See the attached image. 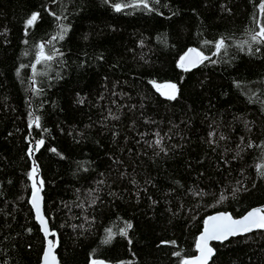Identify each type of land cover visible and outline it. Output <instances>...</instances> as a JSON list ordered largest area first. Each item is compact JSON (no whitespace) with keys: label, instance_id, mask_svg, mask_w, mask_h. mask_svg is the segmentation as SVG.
I'll return each instance as SVG.
<instances>
[{"label":"trees","instance_id":"1","mask_svg":"<svg viewBox=\"0 0 264 264\" xmlns=\"http://www.w3.org/2000/svg\"><path fill=\"white\" fill-rule=\"evenodd\" d=\"M147 4L0 0V264L41 259L36 179L60 264H182L206 217L264 205V0ZM211 245L264 264V229Z\"/></svg>","mask_w":264,"mask_h":264},{"label":"snow or ice","instance_id":"2","mask_svg":"<svg viewBox=\"0 0 264 264\" xmlns=\"http://www.w3.org/2000/svg\"><path fill=\"white\" fill-rule=\"evenodd\" d=\"M140 3L143 4L145 8L148 7L147 0H140ZM126 6V5H125ZM116 11H121V5L117 4L114 5ZM38 19V14L33 13L32 16L27 20V25H32L34 22ZM67 28H62L61 34H59V38L63 39V33H66ZM53 39H56L54 37ZM251 40L255 43H261L264 42V27H261L259 32H256L251 36ZM247 43V41H245ZM216 49L217 52H219L222 48L225 47V40L222 38L221 40L216 42ZM44 45H40V53L38 54V60L37 62H40V59H46L51 60V56H44ZM199 56V54H197ZM201 60L206 59L205 57H200ZM192 66H195L194 64ZM33 68L35 69V65H33ZM166 87L173 90V94H170L168 96L169 99H175L174 90L176 88L175 85H167ZM43 141H39L38 144H42ZM159 143V141H157ZM55 151V149H53ZM258 170H260V166H258ZM35 174V169H33V172L30 173V176ZM261 174L264 175V171H261ZM33 199L32 203L33 206L37 210V218L41 220L42 225H44L45 234L47 235V228L46 223L42 220L40 216L39 211V189L35 187V184L33 185ZM210 221H215V223H212L211 225L208 224V221H206V227L204 233L201 235L197 242V248L200 250V256L196 257L195 260H188L185 259L182 261V264H207L208 258L212 255L213 250L207 246L208 240H224L227 239L228 236H234L238 233H246L251 231L253 228H259L264 229V210L261 209H253L251 212H249L246 216L239 220H233L228 215H221L219 217H210ZM132 225L129 223L127 224V228H131ZM109 236L108 240L105 242L107 243L112 238L111 230H108ZM126 229L121 230V235H126ZM174 243V242H172ZM53 247L52 242L49 241V248L45 252V264H49L48 258L51 255V248ZM175 255H179V253H176ZM53 262L55 261V257H52ZM92 264H97L96 261H93Z\"/></svg>","mask_w":264,"mask_h":264},{"label":"water","instance_id":"3","mask_svg":"<svg viewBox=\"0 0 264 264\" xmlns=\"http://www.w3.org/2000/svg\"><path fill=\"white\" fill-rule=\"evenodd\" d=\"M197 54H200V53H198L195 49L188 50V51L186 52V54L182 57L181 61H180V65H181V67H183V68H192V67H194V66H192L193 64L196 66V65L200 62V60H201V59H200V56H201V55L198 56ZM30 154H31V155L33 154L32 147H31V149H30ZM35 187L39 189V193H38L39 201H38V203H39L40 216H41L42 220L46 223V228H47V235H46V234H45V230H44V225H42L41 220L37 218V210H36V208L33 206V203H32V199H33V191H32L31 198H30V200H31V205H32V208H33L34 216H35V218H36V222L38 223V225H39V227H40L39 230H41V233L43 234L44 239H45L44 250H43V253H42L41 259H40V261H39L38 264H45V252H46V251L48 250V248H49V241L52 242L53 247L51 248V255H50L49 258H48V262H49V264H60V261H59V259H58V256L56 255L55 245H54V242H53L54 240H53V238H52V232H51V230L49 229L50 226H49V224H48V220H47V218H46V216L44 215V212H43V204H42V203H43V196H42V191H40V190H41L40 183H39V181H37V179H36V182H35ZM253 209H261V210H264V205H262V206H257V207H253V208H251L250 210H248L245 214H243L242 216H240V217H238V218H234L230 213H228V212H223V211L216 212V213H213V214L209 215L208 217L205 218V221L203 222V228H202V231L199 233V235H197V236H198V237H197V242H198L199 238L201 237V235H202V234L204 233V231H205V227H206V223H205V222L208 221V224H209V225H211L212 223H215V221H210V220H209L210 217H219V216H221V215H228V216H230L233 220H239V219L243 218L244 216H246V215H247L249 212H251ZM256 229H259V228H253L251 231H254V230H256ZM251 231H249V232H251ZM249 232H246V233H249ZM241 234H245V233H238L237 235H234V236H238V235H241ZM234 236H228V238H227V239H224V240H208V241H207V246L213 250L212 255H213V253H214V249H213V247H212V245H211L212 242L226 241V240H228L229 238L234 237ZM196 249H197V253H196L194 256L188 258V260H195L196 257L200 256V250H199L198 248H196ZM212 255L208 258V260H207V264L209 263V261H210ZM52 257H55V261H54V262H53V260H52ZM93 261H96L97 264H107V263H106L104 260H102V259H95V260H93ZM93 261H92V262H93Z\"/></svg>","mask_w":264,"mask_h":264},{"label":"rangeland","instance_id":"4","mask_svg":"<svg viewBox=\"0 0 264 264\" xmlns=\"http://www.w3.org/2000/svg\"><path fill=\"white\" fill-rule=\"evenodd\" d=\"M167 85H173V84H171V83L157 84L156 88L162 95L168 97L170 94H173V90L168 88V87H166ZM175 91L176 90H174V94H175Z\"/></svg>","mask_w":264,"mask_h":264}]
</instances>
